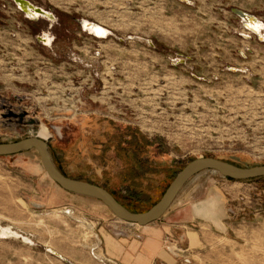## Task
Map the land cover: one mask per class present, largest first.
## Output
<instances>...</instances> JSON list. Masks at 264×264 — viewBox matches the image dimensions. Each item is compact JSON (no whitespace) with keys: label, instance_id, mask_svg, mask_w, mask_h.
<instances>
[{"label":"rangeland","instance_id":"obj_1","mask_svg":"<svg viewBox=\"0 0 264 264\" xmlns=\"http://www.w3.org/2000/svg\"><path fill=\"white\" fill-rule=\"evenodd\" d=\"M29 1L57 21L27 18L0 0V142L47 139L63 174L136 211L155 204L195 158L264 165V41L231 11L264 21V0ZM81 20L111 34L97 38ZM213 185L233 198L225 218L210 199L214 218L196 210L202 218L185 222L189 203L210 201ZM0 223L32 240L0 236V264H68L49 248L72 264H113L111 254L126 255L129 243L112 249L113 231L142 230L59 187L35 150L0 156ZM150 226L169 228L163 246L173 255L181 253L172 236L215 232L203 258L183 253L174 264H264V177L204 171Z\"/></svg>","mask_w":264,"mask_h":264},{"label":"water","instance_id":"obj_2","mask_svg":"<svg viewBox=\"0 0 264 264\" xmlns=\"http://www.w3.org/2000/svg\"><path fill=\"white\" fill-rule=\"evenodd\" d=\"M12 1L21 11L24 12L25 16L30 19L36 20L39 17H50L54 19V16L50 11L45 10L40 6L34 5L29 0ZM31 10L33 11V17L32 15L30 16V14H28V12ZM231 11L240 17L243 26L247 30L255 34L260 41H264V34H261L260 30L257 31L254 26L251 27L249 25L251 22L252 24L253 22L256 24V22L259 21L263 25L264 29V21L259 20V18L254 14L239 8H232ZM80 24L84 29L82 20L80 21ZM109 34H111L110 30ZM92 35L97 38L103 37L96 34ZM29 150H35L39 154L45 171L58 186L70 193L97 199L108 207L114 217L130 224H138L139 226H146L152 222H155L156 220H159L169 210L182 188L194 176L201 172L213 171L219 174L221 177L231 178L234 180H248L264 177V165L243 167L212 157L195 158L188 162L176 174L162 197L155 204L145 211H132L119 202L106 188L63 174L54 163L46 140L38 136H28L13 142H0V156L18 154ZM113 234L117 237L128 235V233L124 231H113ZM47 250L68 264H72L71 261L66 259L63 255H60L59 252L49 249Z\"/></svg>","mask_w":264,"mask_h":264},{"label":"crops","instance_id":"obj_3","mask_svg":"<svg viewBox=\"0 0 264 264\" xmlns=\"http://www.w3.org/2000/svg\"><path fill=\"white\" fill-rule=\"evenodd\" d=\"M202 173L203 172L197 174L192 179H194L195 177H197L198 175ZM213 186L215 190H213V193L212 192L209 193L208 200L211 199L214 201L215 210H217V212L221 211L223 213V216L221 219H224L225 212L228 209V205L230 204V201L233 200V198H230L228 194L226 195L221 187H217L216 185H213ZM183 188L181 191H183ZM187 211H190L191 213H193V215H191L190 219H187L185 222L191 221L193 219L202 218V216H199L196 214V209H195L193 202L189 203ZM216 216H218V214ZM157 221L158 220L146 226H141L142 228L141 231L130 230V232H128V235L124 236L123 238L115 237L117 240L115 239V241L110 242L111 248L114 249L115 247L117 248L119 247L122 249L123 246L120 245V241L118 240L128 239L129 240V243L127 244L128 251L126 252V255H125L123 251L125 248H123L122 251H117V255L111 254L112 259H109V261H111L113 264H121V263H124V264L125 263H129V264H174L177 261L176 259L181 254L189 253V252H192L191 258L196 257L197 259L200 260L201 258H203L202 256H204L202 251H203V248L205 247V244H207V240H206L207 237L211 236L212 239L217 237L215 232H213V230L208 231L207 229H205L204 232L202 230H198V231H195V230L188 231L187 230L185 232L183 231L184 233L180 237H177V239L173 236L171 237L172 240L170 242L181 253L180 255H173L167 252L163 246V238L165 236V233L169 231L168 230L169 228L165 229V227L161 228V227L150 226L156 223ZM104 239L107 240V238H104ZM187 262H190L188 258H187Z\"/></svg>","mask_w":264,"mask_h":264},{"label":"bare ground","instance_id":"obj_4","mask_svg":"<svg viewBox=\"0 0 264 264\" xmlns=\"http://www.w3.org/2000/svg\"><path fill=\"white\" fill-rule=\"evenodd\" d=\"M32 12L33 11L31 10L30 12H28V14H30V16L32 15V17H33ZM82 23H83L84 28L89 33L96 34V35L103 36V37H107L109 34V30L107 28H105L104 26L98 24V23H95V22H92L89 20H83ZM249 25L251 27L254 26L257 31L260 30L261 34H262L263 25L259 21L256 22V24H255V22H253V24L251 22V24H249ZM103 37H101V38H103ZM45 39H46L47 43L51 42V38L49 35H47L45 37ZM212 203L213 202L211 200L206 201V202H202V203L198 204L195 208L199 213L203 214L204 216L214 218L215 214L212 211V207H211ZM214 222L216 223V225H218V227H220V228L223 227V225L220 221L214 220ZM134 225L139 226L138 224H134ZM139 227H141V226H139ZM0 236H1V238H22L25 242L32 243V240L27 235L21 234L20 231H18L17 229H15L14 227H12L10 225L3 226V225H1V223H0ZM171 249H173L172 251H174L176 248L173 247ZM49 250L55 251L52 248H49ZM95 256L99 257L98 255H95Z\"/></svg>","mask_w":264,"mask_h":264},{"label":"flooded vegetation","instance_id":"obj_5","mask_svg":"<svg viewBox=\"0 0 264 264\" xmlns=\"http://www.w3.org/2000/svg\"><path fill=\"white\" fill-rule=\"evenodd\" d=\"M27 18H28V17H27ZM40 18L46 19V20L50 21L51 23H54V22L57 21V20H54L53 18H50V17H39L38 19H40ZM38 19H36V20H38ZM33 20H34V19H33ZM36 38H37L38 41H40L41 43L44 44V42L41 40L39 34L36 35ZM43 39H44V38H43ZM53 40H54V38H53ZM45 45H46V44H45ZM57 131H59V130L57 129ZM38 137H40V136H38ZM40 138H42V139H44V140H47V139H45V138H43V137H40Z\"/></svg>","mask_w":264,"mask_h":264},{"label":"trees","instance_id":"obj_6","mask_svg":"<svg viewBox=\"0 0 264 264\" xmlns=\"http://www.w3.org/2000/svg\"><path fill=\"white\" fill-rule=\"evenodd\" d=\"M227 179H229V180H234V179H231V178H227ZM109 191V190H108ZM110 193H111V191H109ZM112 195H113V193H111ZM114 196V195H113ZM115 197V196H114ZM116 198V197H115ZM117 199V198H116ZM118 201H119V199H117ZM125 206V205H124ZM129 208V207H128ZM130 209V208H129ZM130 210H132V211H136V210H133V209H130Z\"/></svg>","mask_w":264,"mask_h":264}]
</instances>
